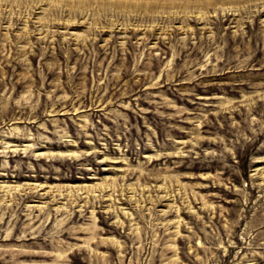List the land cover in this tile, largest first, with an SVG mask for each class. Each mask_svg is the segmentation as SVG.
Listing matches in <instances>:
<instances>
[{
  "label": "rangeland",
  "instance_id": "374dc122",
  "mask_svg": "<svg viewBox=\"0 0 264 264\" xmlns=\"http://www.w3.org/2000/svg\"><path fill=\"white\" fill-rule=\"evenodd\" d=\"M0 264H264V0H0Z\"/></svg>",
  "mask_w": 264,
  "mask_h": 264
}]
</instances>
